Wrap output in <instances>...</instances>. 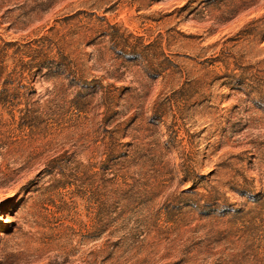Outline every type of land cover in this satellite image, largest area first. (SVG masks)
<instances>
[{
	"label": "rangeland",
	"instance_id": "rangeland-1",
	"mask_svg": "<svg viewBox=\"0 0 264 264\" xmlns=\"http://www.w3.org/2000/svg\"><path fill=\"white\" fill-rule=\"evenodd\" d=\"M0 264H264V0H0Z\"/></svg>",
	"mask_w": 264,
	"mask_h": 264
}]
</instances>
